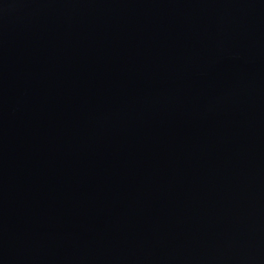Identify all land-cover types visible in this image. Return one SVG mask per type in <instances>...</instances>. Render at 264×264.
Wrapping results in <instances>:
<instances>
[{
	"label": "water",
	"instance_id": "water-1",
	"mask_svg": "<svg viewBox=\"0 0 264 264\" xmlns=\"http://www.w3.org/2000/svg\"><path fill=\"white\" fill-rule=\"evenodd\" d=\"M0 264H264V0H0Z\"/></svg>",
	"mask_w": 264,
	"mask_h": 264
}]
</instances>
